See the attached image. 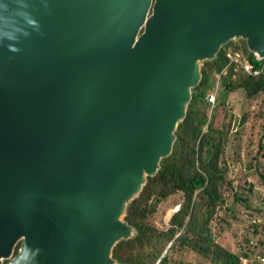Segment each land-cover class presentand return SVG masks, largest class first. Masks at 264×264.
<instances>
[{"label": "water", "instance_id": "95a60500", "mask_svg": "<svg viewBox=\"0 0 264 264\" xmlns=\"http://www.w3.org/2000/svg\"><path fill=\"white\" fill-rule=\"evenodd\" d=\"M237 38L264 58V0H0V264H118L198 62Z\"/></svg>", "mask_w": 264, "mask_h": 264}, {"label": "trees", "instance_id": "16d2710c", "mask_svg": "<svg viewBox=\"0 0 264 264\" xmlns=\"http://www.w3.org/2000/svg\"><path fill=\"white\" fill-rule=\"evenodd\" d=\"M229 52H241L253 68L262 73L252 77L239 69L237 74L226 57ZM224 69L225 91L217 98V106L209 116L211 104L207 96L214 91L212 74L220 75ZM200 75L198 84L191 89L185 117L177 125L170 155L160 160L157 173L146 177L138 197L126 207L124 221L134 229V235L113 247L111 256L118 264H190L168 256V251L178 249L196 253L211 264H241L248 258L247 253L237 255L227 250L213 235V218L220 210L230 209L225 207L227 192L232 194L233 202L251 208L247 197L244 198L243 193L237 191V185L226 177L221 159L222 139L229 129L231 115L226 117L225 114L224 121L216 114V108L226 104L227 94L233 90H243L247 99L264 95V60L256 59L245 40H231L220 48L214 59L202 63ZM233 76L236 80L231 82ZM261 128L260 139L264 140V123ZM260 148L264 156L262 142ZM261 178L264 182V175ZM250 192L249 188L247 193ZM176 195L181 196V202L169 219V227L157 229L150 223V217L161 203ZM19 248L20 243L14 255Z\"/></svg>", "mask_w": 264, "mask_h": 264}, {"label": "rangeland", "instance_id": "374dc122", "mask_svg": "<svg viewBox=\"0 0 264 264\" xmlns=\"http://www.w3.org/2000/svg\"><path fill=\"white\" fill-rule=\"evenodd\" d=\"M240 40L242 39L237 38L233 41ZM202 63L203 61L198 62L199 68ZM236 73L239 74V71ZM225 75L226 73L212 74L216 101L208 110L209 116L217 106V98L225 91ZM234 80L236 76H233L231 82ZM216 114L224 121L227 114L231 115L229 129L222 139V165L227 179L237 185V191L243 193L244 198L247 197L251 208L233 202L232 194L227 192L225 207L230 209L220 210L213 218L214 239L237 255L247 253L248 258L242 260L241 264H264L261 259L264 256V182L261 178V175H264V156L260 148V142L264 145V140L260 139L261 126L264 123V95L259 94L253 99H247L243 90H233L228 92L226 104L216 108ZM225 114L226 117L223 118ZM249 188L251 192L247 193ZM180 202L181 196L176 195L161 203L155 214L150 217V223L159 230H166L169 227V219L179 209ZM167 253L169 257L183 263L211 264L209 260L186 249Z\"/></svg>", "mask_w": 264, "mask_h": 264}, {"label": "built area", "instance_id": "2783aa9c", "mask_svg": "<svg viewBox=\"0 0 264 264\" xmlns=\"http://www.w3.org/2000/svg\"><path fill=\"white\" fill-rule=\"evenodd\" d=\"M226 57L229 60V64H232L234 66L235 71L241 69L245 74L252 76V77H256L262 73V70L254 69L252 64L249 63L247 58L241 52H234V53L229 52L227 53ZM256 59L258 58L256 57ZM223 73H225V69L223 70ZM215 98H216V90L213 91L212 93H209L207 96V100L211 104V106L215 104ZM261 259L262 261H264V256Z\"/></svg>", "mask_w": 264, "mask_h": 264}, {"label": "crops", "instance_id": "0c3cea01", "mask_svg": "<svg viewBox=\"0 0 264 264\" xmlns=\"http://www.w3.org/2000/svg\"><path fill=\"white\" fill-rule=\"evenodd\" d=\"M226 73V72H225Z\"/></svg>", "mask_w": 264, "mask_h": 264}]
</instances>
